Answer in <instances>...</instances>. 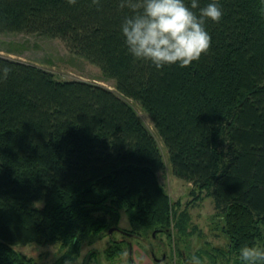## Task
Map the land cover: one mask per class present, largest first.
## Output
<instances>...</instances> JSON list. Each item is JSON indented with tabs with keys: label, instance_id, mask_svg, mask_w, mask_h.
<instances>
[{
	"label": "trees",
	"instance_id": "trees-1",
	"mask_svg": "<svg viewBox=\"0 0 264 264\" xmlns=\"http://www.w3.org/2000/svg\"><path fill=\"white\" fill-rule=\"evenodd\" d=\"M219 2L208 51L157 69L127 52L120 24L132 9L120 0H0V35L59 38L116 87L0 54L11 66L0 80V264H36L15 248L31 243L60 244L54 264L74 261L85 241L110 235L121 210L140 234L174 220L177 241L194 234L190 211L177 215L159 181L163 150L130 100L150 116L173 173L221 214L224 247L177 251L181 263L243 264V245L264 246V0ZM124 248L112 243L107 258H127Z\"/></svg>",
	"mask_w": 264,
	"mask_h": 264
},
{
	"label": "rangeland",
	"instance_id": "rangeland-1",
	"mask_svg": "<svg viewBox=\"0 0 264 264\" xmlns=\"http://www.w3.org/2000/svg\"><path fill=\"white\" fill-rule=\"evenodd\" d=\"M0 54L47 68L60 79H82L99 83L111 89L116 88L115 81L106 78L99 66L72 52L59 38L24 32L1 34ZM130 101L136 108L143 122L157 138L163 150L165 168L158 173L160 183L170 195L177 215L188 209L192 215V224H190V227H195V232L192 236L179 241L176 239L178 229L175 220L169 227L167 235L166 232L157 234V237L167 241L166 249L172 252L173 257L175 256L170 264L181 263L179 256L176 257L177 254L176 251H174L177 247H183L186 251L191 252H196L199 249H208L210 246L224 247L226 241L220 234L222 218L221 214L215 209L212 197L208 196L206 192L200 193L198 190L193 193V185L177 177L173 173L172 164L166 154V148L150 116L138 102L133 100ZM118 225L123 228L132 227V223L124 210L120 211ZM169 234H171L170 238H168ZM113 236L116 241H119L122 234L114 231ZM131 240L135 243V246L137 245V247H135L137 249L136 251H143L138 246L140 242L137 239L133 238ZM112 243V238H110L109 235L93 243L85 241L79 257L73 261V264H126V256L115 259L107 258L105 251ZM152 243L153 246H155L157 254L161 255L162 248L155 245L154 242ZM147 244L149 243L146 242L143 244L145 249H147ZM140 245H142V243ZM15 248L27 257L34 258L36 264H54L62 253L60 244L31 243L21 244ZM145 255L149 259L152 257L149 252H146ZM128 257L127 255V258ZM188 264H191V260L188 261Z\"/></svg>",
	"mask_w": 264,
	"mask_h": 264
},
{
	"label": "clouds",
	"instance_id": "clouds-1",
	"mask_svg": "<svg viewBox=\"0 0 264 264\" xmlns=\"http://www.w3.org/2000/svg\"><path fill=\"white\" fill-rule=\"evenodd\" d=\"M126 4L132 11L121 21L120 32L127 52L157 69L171 64L189 66L198 60L212 40L207 21L223 16L219 0H208L203 6L200 0H120L121 7ZM10 71V65L0 64V80ZM199 259L193 256L191 264H199ZM239 259L243 264L264 262V246L243 245ZM63 264H73V259L66 257Z\"/></svg>",
	"mask_w": 264,
	"mask_h": 264
},
{
	"label": "flooded vegetation",
	"instance_id": "flooded-vegetation-1",
	"mask_svg": "<svg viewBox=\"0 0 264 264\" xmlns=\"http://www.w3.org/2000/svg\"><path fill=\"white\" fill-rule=\"evenodd\" d=\"M111 228H114V231H117L120 234H122V237H120L119 241H116L114 239V236H113L114 231L109 236H111L110 238H112L113 243L117 244L118 242H120V243H123L125 245V248L123 249V251H128V256H129L128 258L130 260L127 264H135L134 263V261H135L134 251L137 250L135 248V247H137V245L135 246V243H133V241L131 240L133 238L137 239L140 242V244L142 243V245L138 244V246L143 250L142 252H144V253H146L147 251H152V252L156 251L155 246H153L152 242H154L155 245H158L159 247H161L162 248V250H161L162 254L161 255L157 254L158 256H156V257L158 259H161L162 256L165 254L166 258L164 260H160L159 262H164L165 264H170V262L173 261L175 258V256L173 257V255H172L173 258H171L170 255L168 257V252L170 254V251H168L166 249L167 241H165L163 238L157 237L156 231H153L152 233H148V234L144 235V234H140V232L133 231L132 230L133 226L131 228H123L119 225H113ZM159 233H162V232H159ZM167 234L168 233L166 232V235ZM146 242L149 243L146 245L147 249H145L143 247V244ZM168 245H169V243H168ZM170 245H171V243H170ZM174 251H176V254H177L176 257H178L179 255H178L177 251H186V250L183 247L182 248L177 247ZM151 256H152L151 259L153 258V263H154V261L157 262L154 255L152 254Z\"/></svg>",
	"mask_w": 264,
	"mask_h": 264
},
{
	"label": "crops",
	"instance_id": "crops-1",
	"mask_svg": "<svg viewBox=\"0 0 264 264\" xmlns=\"http://www.w3.org/2000/svg\"><path fill=\"white\" fill-rule=\"evenodd\" d=\"M134 257H135V261H134L135 264H165L164 262H159V261L157 262L154 261L153 263V258L149 259L142 251H134ZM125 262L127 264L128 260H126Z\"/></svg>",
	"mask_w": 264,
	"mask_h": 264
},
{
	"label": "water",
	"instance_id": "water-1",
	"mask_svg": "<svg viewBox=\"0 0 264 264\" xmlns=\"http://www.w3.org/2000/svg\"><path fill=\"white\" fill-rule=\"evenodd\" d=\"M113 231H114V228H110V229H109V234H112ZM152 254L154 255V257H155V259H156L157 261L164 260V259L166 258L165 254L162 256L161 259H158V258L156 257V255H155L154 252H152Z\"/></svg>",
	"mask_w": 264,
	"mask_h": 264
}]
</instances>
